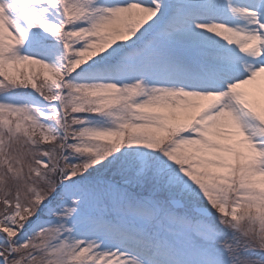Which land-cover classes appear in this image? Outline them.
I'll use <instances>...</instances> for the list:
<instances>
[{
    "label": "snow or ice",
    "instance_id": "obj_1",
    "mask_svg": "<svg viewBox=\"0 0 264 264\" xmlns=\"http://www.w3.org/2000/svg\"><path fill=\"white\" fill-rule=\"evenodd\" d=\"M0 264H264V0H0Z\"/></svg>",
    "mask_w": 264,
    "mask_h": 264
}]
</instances>
